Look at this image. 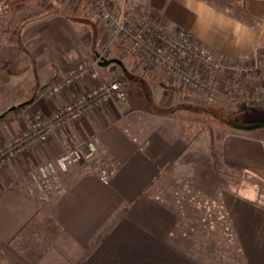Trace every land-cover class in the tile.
<instances>
[{"label":"crops","instance_id":"0c3cea01","mask_svg":"<svg viewBox=\"0 0 264 264\" xmlns=\"http://www.w3.org/2000/svg\"><path fill=\"white\" fill-rule=\"evenodd\" d=\"M63 1L58 12L21 30L29 68L22 71L23 80L13 81L11 98L0 101V143L23 128L16 106L27 103L25 108L50 114L96 83L84 78L45 96L76 59L97 61L101 81L123 79L127 96L59 127L0 171V264H264V206L233 187L238 173L264 184V126L245 130L230 124L231 129L220 130L214 174L226 172L230 178L212 181L208 170L194 165L188 174L180 171V158L190 162L188 128L177 130L168 115L175 106L195 105L196 93H178L161 70L145 71L120 44L110 46L103 58L122 65L99 66L105 47L100 18L85 1ZM223 1L252 21L206 0H112L116 11L134 18L149 10L171 35L190 31L218 56L243 63L264 60V0ZM94 136L96 154L73 166L63 180L65 193L40 202L31 192L29 171L53 160L65 145ZM103 167L114 171L107 184L97 176Z\"/></svg>","mask_w":264,"mask_h":264},{"label":"built area","instance_id":"2783aa9c","mask_svg":"<svg viewBox=\"0 0 264 264\" xmlns=\"http://www.w3.org/2000/svg\"><path fill=\"white\" fill-rule=\"evenodd\" d=\"M80 1L91 5L102 22L105 36L102 54L111 45H123L148 68L161 70L168 84L176 90L199 94L206 103H241L264 98V64L257 59L243 63L218 56L185 29L171 35L165 22L154 17L149 10L134 18L127 12L116 11L112 0ZM102 58L100 55L98 60ZM84 78L96 80V83L73 95L50 114L36 106L21 110L22 131L0 143V170L7 163L24 156L35 144L48 140L59 127L75 123L87 113L127 96L122 81H101L98 62L88 60L71 66L64 77L45 90V96L52 98ZM97 143V137H92L74 145H65L53 160L44 161L30 170L28 177L32 194L44 202L62 196L66 191L64 178L75 164L91 160L97 152ZM113 174V170L106 168L97 172L105 184Z\"/></svg>","mask_w":264,"mask_h":264},{"label":"rangeland","instance_id":"374dc122","mask_svg":"<svg viewBox=\"0 0 264 264\" xmlns=\"http://www.w3.org/2000/svg\"><path fill=\"white\" fill-rule=\"evenodd\" d=\"M9 1L10 0H0V20L1 19L5 20L12 15V13H9L8 9H7L8 8L7 5L9 3ZM29 14H30V12H28V11L22 12L21 14H19L20 17L19 16L15 17V15L13 14L12 17H10L11 21L8 23V27L15 25V23H16V25L22 23L23 18L29 16ZM10 30L11 29L8 28L9 33L8 32L2 33L3 30H2V27L0 26V101L1 102L4 101L5 99L11 98L10 96H12L13 92L10 93V91H11V86L14 83L13 81L16 78H18L20 81L23 80L25 78V76L23 77V75H26V74L22 73V71H25L26 69L29 68V59H28V57H26L24 52L21 50L20 46H19V48L13 47L10 50H8L7 47H4V44L5 45L6 44L7 45H14V43H15L14 41L16 39H18L20 41V37L18 35H20L21 30L18 31L19 34H16L18 37L15 35V33H10ZM102 31H103V28H102ZM13 49L15 51H13ZM100 55L104 56L105 53L102 54V52H101ZM81 60H84V59H81V58L78 60L76 59L72 63L71 66H73L76 62L81 61ZM257 60L259 62H261L260 64H264V60H262V59H257ZM71 66H70V68H71ZM112 66H116V65L112 64ZM144 66H145V71H147L149 69L148 66H146L145 64H144ZM16 73H18V74H16ZM161 73H163V72H161ZM140 74L141 73H138L139 76H140ZM125 81H127V80L125 79ZM166 88L168 89V85L166 86ZM176 91H178V93L183 92L180 90H176ZM178 93H177V95H178ZM262 93H263V91H262ZM192 96L196 99L195 105H188V106L183 105V106H179V107L175 106L176 110L174 112L169 111L171 113L170 114L171 116L168 115V119H169L168 121L174 122L175 127H177V130L179 129L182 132V131H185L184 128H186V127L188 128V136L190 139L188 141V147L189 148H187V150L190 151L189 158H188L190 160V162L188 163L186 161V158H180V160H179L180 166H184V169L181 168L182 170H180V169L179 170L180 171L186 170V173H187L188 168L192 167L194 165L193 167L196 166L201 171H203L204 169L208 170V172H206V171H204V172L208 173V175H207L208 179H209V177H211L213 175L212 181H215V178L216 179L217 178L220 179L221 177L225 178V179L230 178V174H228L226 172H223V173L220 172L219 174L218 173L214 174V172H212L211 169L209 168V165H208L209 149H208V147H209L210 141L214 139L215 144H216V140L219 137L220 130H222V132H224L228 129H231L232 127H230V124H232V123H237L240 125H249L246 123L253 121L255 119H264V98H261L262 99L261 101H252V102L251 101L250 102L243 101V102H241V104H239V103L233 104V102L231 103L228 101H213L211 103L205 104V103H203V99H202L201 95L194 94ZM257 104L260 107L256 106ZM169 112H167V113H169ZM183 123H185V125H183ZM97 150H98V148H97ZM195 152H196V154H197V152H199L201 154H199V156L194 157V155H191V153L194 154ZM202 153H205V155H202ZM183 161H185V162L183 163ZM4 168H2L1 170H3ZM238 175L239 176L236 178L235 184L233 186L234 189L238 186L240 192L241 191H247L246 193H248L250 196L256 198L257 203H259V204L261 203V205L264 206V184L258 182L257 180H255V179H253L250 176H247L245 174L238 173ZM187 179H188V177H187ZM187 179L185 178L186 182L189 181ZM184 185L185 184H183V186ZM223 185L225 186V184H223ZM181 186H182V184H181ZM188 186H189V184L187 182L186 186H184V187L187 188ZM213 186L214 185H212V187ZM178 188H176V191H179ZM226 188H227V186H226ZM252 188L254 191L251 190ZM190 192L192 193V189ZM246 193H244V194H246ZM256 195H258V196H256ZM257 197H259L260 199H257ZM259 200H261V201L259 202ZM40 202L47 203L44 201H40Z\"/></svg>","mask_w":264,"mask_h":264},{"label":"trees","instance_id":"16d2710c","mask_svg":"<svg viewBox=\"0 0 264 264\" xmlns=\"http://www.w3.org/2000/svg\"><path fill=\"white\" fill-rule=\"evenodd\" d=\"M206 1L208 3L214 5V6L218 7L221 10L232 11L236 17H238L242 20H245L246 22L252 21L246 15H244V14L240 13L238 10L232 8L227 2H225L223 0H206ZM63 2H64L63 0H10L8 5H7L8 6L7 9H8L9 13H12V15L14 14L15 17H18V16L20 17L19 14H21L22 12H26V11L30 12V14H29V16L23 18L22 23L17 24V25L15 23V25H12L11 27L10 26L8 27V23L11 21L10 17H12V15L5 20L1 19L0 20V26L2 27V30H3L2 33L8 32V28H10L11 29L10 33H15V35L19 34L18 31L22 30V28L25 27V25L29 21L33 22V21H36V20L41 19V18H46L50 14L58 12L61 8H63ZM18 36H20V35H18ZM14 42H15L14 45H7V44L5 45L4 44V47H7L8 50L12 49L13 47L19 48V46H20L19 40L16 39ZM13 51H15V50L13 49ZM118 80H120V79H118ZM120 81H122L124 83L123 79ZM26 105H27V103L26 104H20V105L15 107L14 111L20 112L23 108L26 107ZM208 149H209L208 165H209V168L211 169V171L215 172L216 168H217L218 158H217V153L215 150V140L214 139L210 141ZM169 166L172 167L173 165L170 164ZM101 237H102V234H100L97 237V239L94 241V243H97Z\"/></svg>","mask_w":264,"mask_h":264},{"label":"water","instance_id":"95a60500","mask_svg":"<svg viewBox=\"0 0 264 264\" xmlns=\"http://www.w3.org/2000/svg\"><path fill=\"white\" fill-rule=\"evenodd\" d=\"M111 63L122 65V62L119 59H116V58H110V59L102 58L99 61V66L106 67V66H108ZM231 126L234 127V128H237V129L252 130V129L264 126V121H260V122L249 124V125H240V124H237V123H232Z\"/></svg>","mask_w":264,"mask_h":264}]
</instances>
